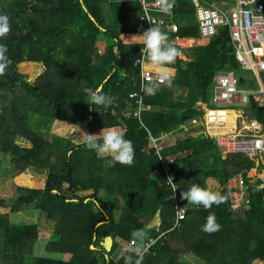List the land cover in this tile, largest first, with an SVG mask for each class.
Returning <instances> with one entry per match:
<instances>
[{
	"label": "trees",
	"instance_id": "1",
	"mask_svg": "<svg viewBox=\"0 0 264 264\" xmlns=\"http://www.w3.org/2000/svg\"><path fill=\"white\" fill-rule=\"evenodd\" d=\"M259 1L264 8V0ZM173 5L171 19L179 25L163 31L169 42L197 38L195 24L189 23V0ZM0 16H7L9 25L0 39V63L5 65L0 75V169L9 167L15 182V196L0 199V264H135V252L122 249L149 239L155 243L141 264H186L181 258L187 255L201 264H264L263 192L250 190L238 212L230 209L226 195L228 180L245 176L252 163L241 155L221 158L212 138L181 129L191 119L202 120L194 106L208 99L215 75L239 71L226 28L204 48L192 47L188 61L178 57L170 66L171 83L144 97L138 117L125 119L124 113L137 108L128 95L140 88L134 61L142 45L131 44L138 40L132 36L142 33L135 0H0ZM37 70L29 81L27 76ZM85 87L100 88L114 103L107 108L87 104ZM248 110L264 127V113L253 98ZM32 118L44 126L60 125L62 136L41 137L31 129ZM109 127L121 129L132 142L131 166L108 167L84 143L86 134ZM161 133L168 137L160 157L171 161L179 203L187 207L177 227L171 190L148 140ZM28 169L44 178L26 175ZM209 179L226 195L224 203L205 210L180 197V190L192 184L206 188ZM25 210L55 223V240L44 246L47 257L32 253L37 223L11 222L12 215ZM113 210L119 211L116 220ZM210 213L220 225L211 234L201 231ZM138 230L143 232L139 238L134 235ZM106 237L112 240L109 253L101 246ZM58 255L68 259L53 258Z\"/></svg>",
	"mask_w": 264,
	"mask_h": 264
},
{
	"label": "built area",
	"instance_id": "2",
	"mask_svg": "<svg viewBox=\"0 0 264 264\" xmlns=\"http://www.w3.org/2000/svg\"><path fill=\"white\" fill-rule=\"evenodd\" d=\"M135 2L139 8L138 30L143 32L151 25H158L162 31L174 30L175 27L170 22L174 5L170 14H163L159 11L158 0H135ZM190 2L194 9L198 36L209 40L216 36L220 29L226 28L239 70L251 73L259 84V87L253 91L240 90L238 79L232 71L217 74L211 87L210 97L196 106V111L202 114V120L192 119L181 127L184 134L205 133L212 138L221 158L241 155L252 163L245 176L236 175L230 178L226 185L230 209L238 212L247 202V194L250 190L263 192L262 201L264 203V127L250 115L249 110L244 109L249 108L250 99L253 98L255 107L264 113V87L258 79V74L264 72V8L259 0H223L219 4L203 0H190ZM141 48L134 61V66L139 68L140 74L139 92L128 95L137 108L133 112L124 113L122 116L125 119L139 116V112L144 109L143 99L149 95L143 90L144 85L156 81V73L148 67ZM162 84L159 83V85ZM217 107L237 111L238 116L232 124L226 125L218 118V123L208 126L205 113L221 112L217 111L219 110ZM167 137L165 133L156 137L148 135V140L153 153L160 160L166 177V186L171 190L169 200L175 208L174 226L177 227L184 219L187 207L179 203L177 186L172 196V186L167 180L171 178L173 183L175 180L170 167L171 161L160 157V151ZM145 152L149 154V149ZM154 243L155 240L149 239L137 248L145 253ZM137 248H134L133 241H131L122 250L134 252L133 249Z\"/></svg>",
	"mask_w": 264,
	"mask_h": 264
},
{
	"label": "clouds",
	"instance_id": "3",
	"mask_svg": "<svg viewBox=\"0 0 264 264\" xmlns=\"http://www.w3.org/2000/svg\"><path fill=\"white\" fill-rule=\"evenodd\" d=\"M159 11L163 14H170L174 4V0H158ZM9 31L7 16H0V39L4 38ZM138 40L131 44L142 45L141 53L145 57L148 67L156 73V81H151L144 85L143 90L154 95L158 91L159 83H171L170 66L175 64L176 59L180 56L178 49L172 45L168 36L161 28L152 26L144 30L140 35H134ZM2 48V45H0ZM139 60V59H138ZM5 65L0 63V75L3 74ZM86 94L87 104L107 108L114 103V98L103 93L100 88L92 89L85 87L83 89ZM84 143L88 149L97 152L105 158L108 167L116 164L131 166L134 160V149L132 142L125 138L124 132L116 127L101 129L97 134H86ZM168 183L172 186V196L176 191V184L168 178ZM180 197L186 199L187 203L194 206H201L205 210L213 205H220L227 199L220 191H213L208 188H202L198 184H192L184 190H180ZM220 225L216 220L214 213H210L205 218V223L201 226V231L205 233H213L218 231ZM134 235L139 238L143 235L142 230H138ZM139 257L135 264H141L143 257L142 251L137 248L133 249ZM127 264V261H126Z\"/></svg>",
	"mask_w": 264,
	"mask_h": 264
},
{
	"label": "rangeland",
	"instance_id": "4",
	"mask_svg": "<svg viewBox=\"0 0 264 264\" xmlns=\"http://www.w3.org/2000/svg\"><path fill=\"white\" fill-rule=\"evenodd\" d=\"M57 53H54V57L57 58ZM39 71H35L34 73H30L27 76V79L29 81H34L35 78L37 77V73ZM238 80H239V86H241V88L246 89L247 91H251V90H255L259 87L258 81L256 80V78L252 75V74H248L247 78H243L241 76H237ZM258 79L262 85V87H264V80L262 77V74H258ZM244 80V81H243ZM213 85V84H212ZM210 97V94L209 96ZM219 109H222L223 107H217ZM225 109V108H223ZM232 114H229V116ZM209 119V118H208ZM211 119V118H210ZM30 125H31V129L38 135H40L43 138H49V136L51 135V133H56L59 136H62V127L58 124H51V123H47L45 126L41 125L40 123H38L36 121V119H31L30 121ZM2 160L7 161V158H2ZM7 169H0V199L1 198H12L14 197V186H15V182L13 181V172L10 170L9 167H6ZM25 174H29L32 175L36 178H40L43 179L44 175H38L37 173H34V171H32L31 169L26 170ZM207 182V181H206ZM215 185L214 187L216 188V191L220 190V187L218 185V183L216 181H214ZM210 187L212 188V186H209L208 189H210ZM102 196V194H101ZM115 206V205H114ZM113 215H114V219L116 220L119 216V211L118 210H113ZM11 222L13 224H18V223H25V224H33V223H37L38 225V230H39V235H38V239L36 240L34 246H33V256L36 257H42V256H49L48 253H45L44 251V246L45 243L48 241H54L55 237L54 235H52V233L54 232V227H55V223L52 221H49L45 218V216L43 215H38L35 211L32 210H25L22 211L20 213L14 214L11 217ZM120 244L122 245H127V242H120L118 241ZM124 247V246H123ZM53 258H59V259H63L66 260L68 259V257L66 255H58L57 257ZM181 259H183L184 261H186V264L190 263V264H201V263H197L196 261H198L197 258H195L194 256H191L190 258L187 256H183Z\"/></svg>",
	"mask_w": 264,
	"mask_h": 264
},
{
	"label": "crops",
	"instance_id": "5",
	"mask_svg": "<svg viewBox=\"0 0 264 264\" xmlns=\"http://www.w3.org/2000/svg\"><path fill=\"white\" fill-rule=\"evenodd\" d=\"M221 1H223V0H221ZM220 1V2H221ZM189 2H190V0H189ZM212 2H215V3H217V4H219L220 2H217V1H212ZM191 3V2H190ZM192 5V4H191ZM222 8H225V7H223V5H220ZM193 8V7H192ZM170 22H172V24L174 25V27H175V24H177V25H179V23H177V21H174L173 19H170ZM186 23V22H185ZM185 23H183V25L185 24ZM189 23H191V24H195V26H196V28H197V24H196V18H195V14H194V9H193V18L191 19V20H189ZM197 31V30H196ZM197 33V32H196ZM208 42H209V40H207V39H202V38H200L199 36H198V33H197V38H178V37H176L175 39H173L172 41H170V43L172 44V45H175V46H177V47H179L180 49H181V51H183V53H181L180 54V56H179V58L181 59V60H184V61H188L189 60V54H190V49L192 48V47H202V48H204L207 44H208ZM187 55V56H186ZM231 71V70H230ZM230 71H224V72H230ZM224 72H219V73H224ZM232 72L235 74V76L237 77H239V76H241V77H245V78H247V76H248V74H251V73H247V72H242V71H233L232 70ZM219 73H217V74H219ZM216 74V75H217ZM259 74H263V72L262 73H259ZM216 75H215V77H216ZM244 78V79H245ZM215 79V78H214ZM238 79V78H237ZM244 81V80H243ZM214 83V80H213V82H212V84ZM238 83H239V80H238ZM211 87H212V85H211ZM238 89H240V90H245V91H247L246 89H244V88H241V86H239L238 85ZM256 90V89H255ZM249 91V90H248ZM251 91H253V90H251ZM209 94H211V89H210V92H209ZM209 98V97H208ZM203 101H198L196 104H195V106H194V108H195V110H196V106H198V104H200V103H202ZM245 109V111L246 110H248L247 109V107H245L244 108ZM217 111H221V112H206L205 113V115H206V117L208 116L209 117V119H207L206 118V120H207V125L208 126H212L214 123H218V118L220 119V120H222L223 121V123H225L226 125H228V124H232V122H233V120L235 119V117L236 116H238V112L237 111H235L234 112V110H232V109H227V108H225V109H219V110H217ZM233 113V114H232ZM229 114H232V115H230L229 116ZM202 115V114H201ZM234 115V116H233ZM211 118V119H210ZM192 120V119H191ZM214 185H215V183H214V180H212V179H209V180H207V182H206V188H208L209 186H212V188L210 187V190H213V191H216V188L214 187ZM192 255H187V257H191ZM55 257H57V256H55ZM197 263L199 262V261H196Z\"/></svg>",
	"mask_w": 264,
	"mask_h": 264
},
{
	"label": "water",
	"instance_id": "6",
	"mask_svg": "<svg viewBox=\"0 0 264 264\" xmlns=\"http://www.w3.org/2000/svg\"><path fill=\"white\" fill-rule=\"evenodd\" d=\"M199 95H202V92H200ZM101 246L103 247V249H104V251L106 253H109L111 248H112V240H111V238L110 237H106L103 240V242L101 243ZM91 249H93V248L91 247Z\"/></svg>",
	"mask_w": 264,
	"mask_h": 264
},
{
	"label": "bare ground",
	"instance_id": "7",
	"mask_svg": "<svg viewBox=\"0 0 264 264\" xmlns=\"http://www.w3.org/2000/svg\"><path fill=\"white\" fill-rule=\"evenodd\" d=\"M233 114V113H232ZM234 116V115H233ZM207 119L209 118L208 116L206 117Z\"/></svg>",
	"mask_w": 264,
	"mask_h": 264
}]
</instances>
